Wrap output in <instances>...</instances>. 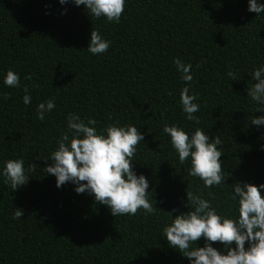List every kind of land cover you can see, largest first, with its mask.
I'll return each mask as SVG.
<instances>
[{
  "label": "trees",
  "instance_id": "16d2710c",
  "mask_svg": "<svg viewBox=\"0 0 264 264\" xmlns=\"http://www.w3.org/2000/svg\"><path fill=\"white\" fill-rule=\"evenodd\" d=\"M247 6V0H126L116 23L91 17L72 0H0V164L23 158L25 167L37 165L14 191L0 181V264H188L162 239L171 214L190 210L187 191L235 218L232 185L264 183V126L250 123L261 113L246 92L251 71L264 63V12L257 16ZM92 29L110 41L106 52L87 51ZM174 57L192 64L198 125L181 114L185 82ZM9 69L19 74L20 87L3 84ZM49 98L56 107L37 119V104ZM70 112L92 116L98 130L118 123L141 131L132 163L149 181L152 214L138 209L114 217L72 183L58 188L43 170ZM173 123L221 136L225 183L205 188L187 175L190 165L179 163L162 131ZM15 208L23 210L21 219H13Z\"/></svg>",
  "mask_w": 264,
  "mask_h": 264
},
{
  "label": "clouds",
  "instance_id": "9594fccd",
  "mask_svg": "<svg viewBox=\"0 0 264 264\" xmlns=\"http://www.w3.org/2000/svg\"><path fill=\"white\" fill-rule=\"evenodd\" d=\"M68 0H59L61 5ZM76 6L83 5L93 18H104L118 23L124 12L126 0H72ZM247 10L257 16L264 12L261 0H247ZM110 41L92 29L87 51L93 55L107 51ZM173 63L184 83L179 92V107L185 120L199 124L200 105L194 102L195 93L190 94L193 76L191 63L174 57ZM226 75L235 80V73L229 70ZM251 85L247 86V98L257 107L252 116V125L264 126V63L253 68L250 73ZM30 79V77H26ZM255 81V83H252ZM2 82L7 87H20L19 74L11 69L3 75ZM23 103H31L29 86H23ZM171 95V93H168ZM6 98L7 94H2ZM56 107L54 99L49 98L36 106L37 119L43 120L46 113ZM66 130L56 140V147L47 160L51 161L43 170L53 175L59 188L66 182L75 185L76 193L87 192L96 203L106 206L114 217L135 215L142 209L145 215L154 212L148 200L149 181L133 169V155L136 145L143 141L141 131L132 124H108L98 130L97 120L92 116L82 119L78 114L68 113ZM111 119V117H109ZM162 131L169 137L171 148L175 151L180 164H189L188 176L202 181L205 188L225 183L227 176L222 171L220 159L223 144L221 136L211 138L200 127L186 131L173 123L164 124ZM261 139H264L262 135ZM159 147V146H158ZM264 151V143L260 144ZM151 151V150H150ZM30 163L25 167L23 158L6 159L0 164V181L14 190L27 184L29 174L36 168ZM84 182V183H82ZM264 183L260 185L236 182L232 185L231 199L236 202L235 218H229L217 211L208 199L187 191L189 211L175 217L171 214L170 223L162 228L164 240L188 259V264H264ZM155 209H157L155 207ZM160 210V209H159ZM173 212L176 209L172 210ZM166 213V212H165ZM23 210L15 208L13 219H21ZM203 239V246L197 241ZM218 242L222 247L213 246ZM234 242V246H233ZM195 244V247L191 245ZM247 245V246H246Z\"/></svg>",
  "mask_w": 264,
  "mask_h": 264
}]
</instances>
